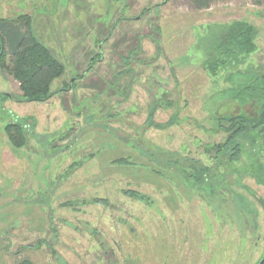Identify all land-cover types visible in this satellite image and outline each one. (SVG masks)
<instances>
[{
	"label": "rangeland",
	"instance_id": "rangeland-1",
	"mask_svg": "<svg viewBox=\"0 0 264 264\" xmlns=\"http://www.w3.org/2000/svg\"><path fill=\"white\" fill-rule=\"evenodd\" d=\"M206 2L0 0L63 66L20 101L0 54V264L258 263L264 140L217 145L256 115L232 76L264 73V0ZM236 22L248 54L223 49Z\"/></svg>",
	"mask_w": 264,
	"mask_h": 264
},
{
	"label": "trees",
	"instance_id": "trees-1",
	"mask_svg": "<svg viewBox=\"0 0 264 264\" xmlns=\"http://www.w3.org/2000/svg\"><path fill=\"white\" fill-rule=\"evenodd\" d=\"M198 7L206 6V0H196ZM227 37L231 49L223 46L228 54L252 52L255 48L253 42V29L244 22H236L228 29ZM0 54L9 57L12 68L10 73L20 83L22 99L20 101H43L50 98L54 92H49L50 82L58 77L62 71V64L57 61L32 35L25 22H15L0 19ZM2 67H5L4 64ZM212 74L216 73L215 66L208 67ZM232 78L236 88L232 89L233 97L240 104L252 102L256 107V115H247L242 112L226 118L230 122L229 134L224 143H219L223 150L229 149L230 159L238 160L241 146L256 144L260 136L264 140V73L237 72ZM240 78V80L238 79ZM6 131L10 141L16 146L23 145V136L18 132ZM17 136L19 141L15 140ZM257 137V138H255ZM219 147V148H220ZM257 264H264V254Z\"/></svg>",
	"mask_w": 264,
	"mask_h": 264
}]
</instances>
